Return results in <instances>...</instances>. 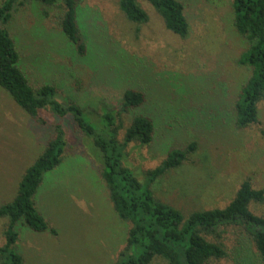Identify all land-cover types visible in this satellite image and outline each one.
<instances>
[{
  "label": "rangeland",
  "instance_id": "1",
  "mask_svg": "<svg viewBox=\"0 0 264 264\" xmlns=\"http://www.w3.org/2000/svg\"><path fill=\"white\" fill-rule=\"evenodd\" d=\"M180 1L190 23L186 38L169 31L146 0H140L149 15L144 24L128 20L119 0H84V54L63 36L59 6L28 3L14 13L9 27L31 84L55 85L63 103L74 101L96 115L102 108L120 107L128 88L146 93L147 103L128 114L126 126L137 111L150 113L156 134L149 146L129 144L124 161L143 186L146 172L171 149L197 140L198 149L180 167L149 186L158 199L189 215L226 207L245 180L264 190V101L257 123L236 127L233 104L249 70L237 63L246 45L232 26V0ZM42 115L46 125L36 123L0 87V205L13 200L55 125L62 122L67 132L66 158L46 174L36 199L57 233L20 226L17 249L24 264H113L125 246L128 225L112 207L101 165L90 154L92 142L71 117L62 119L50 110ZM249 207L264 217V201ZM6 222L0 219V244ZM206 238L221 242L227 252L210 264H260L244 224L223 225Z\"/></svg>",
  "mask_w": 264,
  "mask_h": 264
},
{
  "label": "trees",
  "instance_id": "2",
  "mask_svg": "<svg viewBox=\"0 0 264 264\" xmlns=\"http://www.w3.org/2000/svg\"><path fill=\"white\" fill-rule=\"evenodd\" d=\"M83 1L0 2V87L36 123L46 125L42 113L50 110L59 118L71 117L76 127L91 140L90 154L101 165V177L112 207L119 219L128 225L125 246L113 264H210L211 260L225 257L227 252L221 242L210 241L206 235H215L221 226L229 224L246 226L257 260L264 264V217L255 215L249 207L252 202L264 201V190L255 189L250 180L242 183L226 207L197 210L189 215L158 199L151 191V183L180 167L198 149L197 140L184 148L171 149L157 167L147 171V186H143L136 173L124 164L129 144L149 146L156 134V121L150 113L137 111L126 126L128 114L147 103L143 90L128 88L120 107L102 108L101 113L93 115L74 101L61 102L53 84L46 83L38 88L31 84L21 67V54L9 27L14 13L28 3L61 7L62 34L84 54L87 43L80 19ZM146 1L160 14L169 31L182 38L189 35L190 23L180 0ZM119 5L131 22L144 24L149 20L140 0H119ZM232 11V26L246 45L237 63L249 70L233 104L235 125L244 129L259 121V105L264 101V0H232ZM122 129L125 132L120 140ZM66 133L64 124L58 122L53 137L25 170L13 200L0 205V219L7 220L4 241L0 244V264H24L25 258L17 249L20 226L35 232L57 233L39 211L36 199L46 174L66 158Z\"/></svg>",
  "mask_w": 264,
  "mask_h": 264
}]
</instances>
